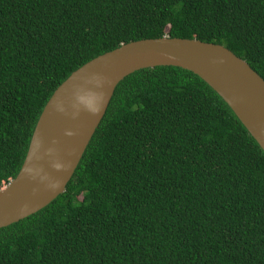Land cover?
Listing matches in <instances>:
<instances>
[{"label":"trees","instance_id":"16d2710c","mask_svg":"<svg viewBox=\"0 0 264 264\" xmlns=\"http://www.w3.org/2000/svg\"><path fill=\"white\" fill-rule=\"evenodd\" d=\"M164 37L222 45L264 79V0H0V189L72 73ZM0 264H264V151L199 76L134 72L65 193L0 229Z\"/></svg>","mask_w":264,"mask_h":264},{"label":"water","instance_id":"95a60500","mask_svg":"<svg viewBox=\"0 0 264 264\" xmlns=\"http://www.w3.org/2000/svg\"><path fill=\"white\" fill-rule=\"evenodd\" d=\"M160 66L199 76L264 151V79L245 60L222 45L196 39L131 42L88 62L55 91L18 176L0 189V229L36 214L65 193L119 83L134 72Z\"/></svg>","mask_w":264,"mask_h":264}]
</instances>
